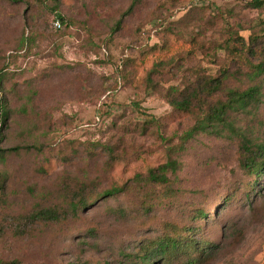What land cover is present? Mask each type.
Wrapping results in <instances>:
<instances>
[{
  "label": "rangeland",
  "instance_id": "obj_1",
  "mask_svg": "<svg viewBox=\"0 0 264 264\" xmlns=\"http://www.w3.org/2000/svg\"><path fill=\"white\" fill-rule=\"evenodd\" d=\"M131 1L0 0V68L10 108L0 146L17 149L0 163V260L128 264L122 253L135 252L171 221L199 227L208 264H264V187L263 196L244 199L238 140L186 135L194 117L169 103L194 71L246 70L217 45L227 29L245 43L264 37V0L262 7L251 3L257 0H142L126 12ZM134 103L153 125L136 117ZM169 156L178 162L175 195L160 202L145 179ZM82 183L89 194L110 186L124 192L75 216L66 205ZM140 194L150 196L148 213ZM43 210L62 211L58 222L43 221ZM198 210L209 216L194 221Z\"/></svg>",
  "mask_w": 264,
  "mask_h": 264
},
{
  "label": "trees",
  "instance_id": "obj_2",
  "mask_svg": "<svg viewBox=\"0 0 264 264\" xmlns=\"http://www.w3.org/2000/svg\"><path fill=\"white\" fill-rule=\"evenodd\" d=\"M7 1L14 3L17 0ZM141 1L132 0L126 12L131 11ZM251 3L260 7L263 5L259 0ZM58 17L62 25V18ZM118 23L119 21L116 26ZM227 30L229 32L226 39L222 44L217 45V49L223 50L232 61L243 63L246 70L242 73H232L229 72L228 67H223L218 68L219 72L213 74L207 71L206 73L194 71L192 79L186 82L183 89H177L176 95L171 92L169 103L174 110L187 112L194 117L193 126L186 135H193L196 132L215 133L238 140L241 151L240 167L247 176L242 183V191L244 199L251 200L252 197L263 196L264 187V120L260 117L261 110L264 111V37L252 35L245 43L235 30ZM24 40L20 39V48L24 47ZM209 51L206 55L210 58L217 53L216 49ZM6 77L7 73L0 68V143L3 138L2 132L10 117V108L3 95V83ZM230 77L241 78L240 84L244 85L227 84L226 81ZM134 106L138 109L136 117L144 123L148 122L152 125L155 123V118L145 110H141L138 103H134ZM257 130L259 134L255 135ZM180 148H182V137L179 146L174 150ZM16 150L14 147L0 146V163L9 153ZM177 168V160L169 156L166 162L148 171L145 181L156 188L155 200L163 202L174 197L172 180L175 178ZM5 178L4 172L0 171V191L4 186ZM85 186L84 183L77 184L74 196L66 205V209H70L75 216L98 198L105 200L124 192V186H110L95 194H89L85 191ZM140 195L142 201L139 207L148 213L149 206L144 204L150 196ZM225 202L223 201V204ZM124 211L122 208L117 209L121 214H124ZM61 212L43 210L38 215L42 216L43 221L58 222ZM208 216L209 212L203 210H198L192 215L194 221ZM196 231H199L197 226L164 222L156 235L142 238L136 245L135 252L122 253V257L128 260V264H156L158 261L159 264H208L211 259V252L206 253L208 243L196 238ZM0 264L9 263L0 260Z\"/></svg>",
  "mask_w": 264,
  "mask_h": 264
},
{
  "label": "built area",
  "instance_id": "obj_3",
  "mask_svg": "<svg viewBox=\"0 0 264 264\" xmlns=\"http://www.w3.org/2000/svg\"><path fill=\"white\" fill-rule=\"evenodd\" d=\"M54 26L56 27V28H59L61 25H60V22H58V21H56L55 23H54Z\"/></svg>",
  "mask_w": 264,
  "mask_h": 264
}]
</instances>
